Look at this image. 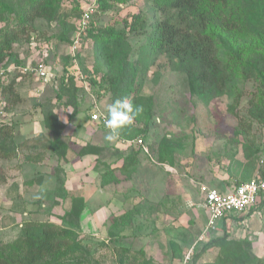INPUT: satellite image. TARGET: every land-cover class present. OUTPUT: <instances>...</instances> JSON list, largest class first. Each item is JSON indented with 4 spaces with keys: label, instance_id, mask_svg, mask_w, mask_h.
I'll use <instances>...</instances> for the list:
<instances>
[{
    "label": "rangeland",
    "instance_id": "obj_1",
    "mask_svg": "<svg viewBox=\"0 0 264 264\" xmlns=\"http://www.w3.org/2000/svg\"><path fill=\"white\" fill-rule=\"evenodd\" d=\"M88 1L74 0L72 4L78 2L83 7ZM68 2H64V7L70 6ZM147 6V0H130L118 8L100 13L97 24L116 25L127 14L146 9ZM35 28L29 41L16 46L19 56H23L26 64L46 58L48 66L59 74L71 52L70 44L56 40L54 34L58 28L55 22L39 19L35 22ZM144 44L143 35L130 37L131 60L135 61L140 71L149 60L144 55ZM79 55L82 65L79 62L77 65L82 75L87 80H98L99 75L92 71L94 56L90 39L84 40ZM40 82L29 76L17 80L15 92L18 99L8 106L7 123L0 124V127L6 124L13 127L15 143L42 135L46 110L55 112L64 127V123L68 125L73 117L75 122H82L89 113L90 118L92 111L99 106L105 113L103 104H109V94L103 89L96 91V87L90 84L88 90L83 88L79 113L71 116L72 111L66 105L67 98L57 100L55 96L57 83ZM78 84L81 86L80 82ZM240 88L244 93L235 110L242 118L246 114L250 96L248 91L253 84H240ZM138 98L134 107L142 105L143 111L135 116L133 125L145 130L134 139L140 138L143 145L133 142L121 145L117 136L99 150L94 165L99 178L98 168H103L107 162L110 166L118 164L132 146L135 149L141 146L139 161L133 170L128 174H118L116 181L109 183L117 200L125 202L124 197L132 200L123 205L121 213L126 216L125 220L129 219L128 223L124 224L123 217L122 223L117 222L116 227H112L119 216L113 220L114 216L106 217L104 212L103 216L95 215L92 209L99 202L107 201L105 194L95 192L88 208L81 212L86 220L82 224V238L94 251L100 264H115L119 257L116 249L121 246L132 250L144 248L147 256L158 264H178L205 225L203 187L226 188L225 183L230 181H227V173L223 170L231 164L232 159L243 160L244 142L264 143V127L253 122L251 132L244 136L237 126L239 116L229 109L231 96L224 95L209 102L190 96L184 74L172 68L164 56L158 57L148 67ZM66 130L65 135L60 132L61 142L62 138H71L70 130ZM108 132L107 128L101 127L98 133L105 138ZM99 134H95V137ZM120 146L126 148L122 150ZM48 149L37 150L30 145L18 149L12 157H0V242L13 240L19 234L21 223L27 219L64 224L59 217L70 211L73 203L84 201L80 195L57 194V188L62 191L60 181L58 178L56 180V176H60L58 167L61 165H58V161L61 156H51ZM38 152H42L46 162H28L25 159L27 155L33 156ZM262 165L264 150L259 155L256 168ZM253 173L258 172L254 170ZM89 174L94 176L95 173L90 170ZM235 179L231 180L234 182ZM41 182L43 184L38 185ZM250 220L248 228L234 223L230 232L234 233L235 238L251 242L252 252L260 257L264 255V213L254 215ZM173 243L180 247V251L174 250L176 245ZM196 246L197 251L200 242ZM215 254L216 249L209 250L196 262H208Z\"/></svg>",
    "mask_w": 264,
    "mask_h": 264
},
{
    "label": "trees",
    "instance_id": "obj_2",
    "mask_svg": "<svg viewBox=\"0 0 264 264\" xmlns=\"http://www.w3.org/2000/svg\"><path fill=\"white\" fill-rule=\"evenodd\" d=\"M66 1H69V7H64ZM73 1L0 0V64L5 67L26 64L16 46L29 41L36 29L35 22L39 19L55 22L58 28L54 34L56 40L71 44L83 8L78 2L72 4ZM128 1L96 0L95 17L84 38L92 42V71L99 75L98 80L89 78V82L96 87V91L103 89L109 94L108 106L117 99L128 100L134 106L139 99L148 67L158 57L164 56L172 68L184 74L190 96L202 102L224 95L231 96L229 109L236 116L239 115L235 108L244 93L240 84L252 83L245 117L239 116L237 126L244 136L251 132L253 122L264 127V0H147L146 9L127 14L116 25L97 24L100 13L118 8ZM140 35L145 37L144 55L149 59L142 71L131 60L130 54V37ZM79 53L76 57L82 65ZM66 61L60 68L62 75L56 80L55 96L57 100L67 98L66 105L71 106L73 116L79 113L84 91L71 73L69 55ZM15 69L2 86L1 95L7 102V108L18 99L15 92L17 78L20 75L32 78ZM65 73H69L67 77ZM43 122L51 131V139L41 135L18 143L13 138V127L2 125L0 157H12L18 149L30 145L54 150L60 146L64 155L66 145L60 138L63 124L57 119V114L46 110ZM143 129L132 123L121 128L118 136L132 140ZM138 147L135 149L132 146L119 166H110L108 162L103 168H98L100 184L116 181L120 173H130L139 161L141 146ZM263 150L264 143L244 142L243 160L232 159L225 171L229 176L238 178L236 184L250 180L254 170L264 175V165L256 168ZM89 152L98 153L99 150L93 147L82 150V153ZM30 156L27 155L25 159L30 161ZM82 209L83 202L73 203L71 210L59 217L64 224L48 220H24L19 234L13 240L0 242V264H100L94 251L82 238ZM123 217L124 224L128 223L129 219L125 220L126 216L122 214L111 226L122 223ZM218 231H213L207 241L200 242L199 250L196 251L195 246L190 264H197V259L212 249H216V254L203 264H264V255L256 256L248 240L233 237L234 233L227 229L224 220ZM176 246L174 250L180 251V247ZM116 251L119 257L115 264H158L147 256L144 248L132 250L121 246Z\"/></svg>",
    "mask_w": 264,
    "mask_h": 264
},
{
    "label": "built area",
    "instance_id": "obj_3",
    "mask_svg": "<svg viewBox=\"0 0 264 264\" xmlns=\"http://www.w3.org/2000/svg\"><path fill=\"white\" fill-rule=\"evenodd\" d=\"M96 0H89L82 8L81 15L76 22V29L73 32L71 40V52L69 53L71 60V67L73 75L77 82H80L85 90L89 89V80L86 76L82 75L80 68L78 67L76 54L82 47V42L87 34V31L92 23L93 14L96 10ZM17 68L20 73L30 75L40 83L50 82L51 85H55L56 80L62 74H56L51 67L48 66L46 58H40L35 63H27L20 67L4 66L0 64V121L4 124L7 117V103L1 95L2 86L9 74ZM69 73H65V77ZM106 114L99 109H94L90 114V119L97 122L98 125L105 127ZM106 128V127H105ZM130 142H134L139 145L142 144L140 138L132 139ZM202 207L205 214V225L201 230L198 237L194 240L193 244L183 253V256L178 261V264H190L192 256L195 251V246L199 242L207 241L211 231L217 227V222L224 220L226 227L232 228L233 224L247 227L249 221L254 215L261 216L264 213V175L256 173L250 180L233 184L226 190H218L216 188L203 187V202Z\"/></svg>",
    "mask_w": 264,
    "mask_h": 264
},
{
    "label": "crops",
    "instance_id": "obj_4",
    "mask_svg": "<svg viewBox=\"0 0 264 264\" xmlns=\"http://www.w3.org/2000/svg\"><path fill=\"white\" fill-rule=\"evenodd\" d=\"M21 78H23L22 75H20L17 80H20ZM42 84V83H41ZM104 107L107 108V106H105V102H104ZM71 110V106H68ZM101 107V108H100ZM105 108V109H106ZM98 109L100 111L103 112V108L102 106H99ZM89 112V111H88ZM70 113V111H69ZM82 113V112H80ZM84 114V113H83ZM87 115L84 116V120L82 122H75L73 118L70 119V123H68V125H66L64 123V127L62 129V135H65V131H67L66 129H69L71 132V138L69 139H64L62 138V141L65 143L66 145V149L64 151V155H62L61 152V148L56 147L54 149H48L49 154L51 156H55L57 158H59V153H61V157L60 160L58 161V165H61L60 168L58 167V171H60V176H56V180L58 178V180L60 181V187L62 189V191L60 192V188H57L59 190L57 191V194H62V195H80L83 196L84 201L83 202V209H87L90 200L92 201L93 194L95 192H98L99 194H105V196L107 197V201H105V203L99 202L97 206H95L92 211L95 215H101L105 213L106 217H116V216H120L122 211H123V205L126 204V202H131L132 200H130L129 198H125L124 200L125 202L123 203L122 201H119L115 198V196L113 197V195H115L114 190L110 189V185L111 184H105V185H101L100 183H98V180L100 181V179L97 177V172L95 170V164H96V157H97V153H82L83 149H88L89 147H93V148H97L98 150H100L101 148L106 147V145L108 144V140H106L104 137H101L98 132L100 131L101 125H98L97 122L92 121L89 118V113H86ZM68 126V127H67ZM44 128V132L42 133V135H44L46 138L51 139L52 138V134L51 131L49 129H47L45 126ZM48 130V131H47ZM91 131V132H89ZM95 134H99L98 137H95ZM38 137V136H37ZM119 137V136H118ZM120 141L119 142L121 145H124V142H129L130 140L128 139H124L122 137H119ZM134 139V138H133ZM134 143V142H133ZM136 144V143H134ZM64 145V146H65ZM118 146V145H117ZM138 146V145H137ZM33 148L35 149H39L40 146L36 145L33 146ZM126 147L125 146H120V149L124 150ZM42 152H38L37 154L30 156V161H36V162H46V158H43L44 155L41 154ZM41 158V159H40ZM28 161V162H30ZM119 161L122 162V159H120ZM60 162V163H59ZM121 162H118V164H115L114 166H119L121 164ZM108 163V162H107ZM57 164V161H56ZM105 166V164H104ZM103 166V167H104ZM90 170H92L95 174L94 176L90 175ZM224 172H226L225 170H223ZM227 173V172H226ZM227 177L230 182L225 183V187L228 188L236 181L235 176H229V174L227 173ZM235 179V181L233 182V180L231 179ZM32 183V182H31ZM43 183L41 182L40 184L38 183V185H42ZM228 184V185H227ZM218 190H226V188H221V187H215ZM59 192V193H58ZM97 199H94V201H96ZM93 201V202H94ZM62 203V201H61ZM69 209V208H68ZM67 209V210H68ZM82 209V211H83ZM114 209V210H112ZM104 212V213H103ZM86 220L83 218V215L81 214V229L83 230L82 224H84ZM94 222V221H93ZM251 220L249 221L250 224ZM221 224H223V221L220 220L219 222H217V227L213 230V231H218L221 227ZM204 227V226H203ZM249 227V226H248ZM228 230H230L227 227ZM211 231V233L213 232Z\"/></svg>",
    "mask_w": 264,
    "mask_h": 264
},
{
    "label": "clouds",
    "instance_id": "obj_5",
    "mask_svg": "<svg viewBox=\"0 0 264 264\" xmlns=\"http://www.w3.org/2000/svg\"><path fill=\"white\" fill-rule=\"evenodd\" d=\"M143 111L142 105L133 104L124 99H117L107 108V117L105 118V127L109 130L105 139L114 140L119 130L125 126L131 125L136 115Z\"/></svg>",
    "mask_w": 264,
    "mask_h": 264
}]
</instances>
